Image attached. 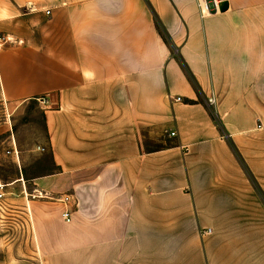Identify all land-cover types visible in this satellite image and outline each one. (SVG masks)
Returning <instances> with one entry per match:
<instances>
[{
    "label": "crops",
    "instance_id": "crops-1",
    "mask_svg": "<svg viewBox=\"0 0 264 264\" xmlns=\"http://www.w3.org/2000/svg\"><path fill=\"white\" fill-rule=\"evenodd\" d=\"M0 36L1 201L41 264H264V0H0Z\"/></svg>",
    "mask_w": 264,
    "mask_h": 264
},
{
    "label": "rangeland",
    "instance_id": "rangeland-1",
    "mask_svg": "<svg viewBox=\"0 0 264 264\" xmlns=\"http://www.w3.org/2000/svg\"><path fill=\"white\" fill-rule=\"evenodd\" d=\"M13 126L18 139L22 164L27 175H37L53 170V162L46 152L37 151L38 145L47 142L44 114L40 101H31L13 112ZM6 152L0 154V177L9 182L19 174L20 168ZM26 175V173H25ZM6 197V195H5ZM10 198L15 197L13 194ZM5 199V198H4ZM3 199V201H4ZM0 201V264H41L33 244L24 239L23 226L14 228V215ZM21 229V230H20Z\"/></svg>",
    "mask_w": 264,
    "mask_h": 264
},
{
    "label": "built area",
    "instance_id": "built-area-1",
    "mask_svg": "<svg viewBox=\"0 0 264 264\" xmlns=\"http://www.w3.org/2000/svg\"><path fill=\"white\" fill-rule=\"evenodd\" d=\"M198 1L200 3V6L202 8L203 13H213V12H218L222 9V5H223L225 0H198ZM50 13H51V11L48 10L47 14H50ZM7 42H12V39H10L9 37L6 38V37L0 36V45H2L3 43H7ZM181 100H182L181 97L176 98V101H181ZM39 101L41 104H43L45 106L50 104L49 99L46 97L40 98ZM211 102H213V101L211 100ZM172 135L175 136L176 132H173ZM11 141H12V145H13V150L8 151V154H15L18 157L19 151L17 149V142H16L15 136L12 137ZM36 149L38 152H41V153H44L47 151L46 147L41 146V145L37 146ZM40 194L43 195V193H40ZM36 196L37 195H34V197H36ZM46 196H49V195H46ZM4 198H5V193L0 192V201L3 200ZM52 198H54V197H52ZM59 200H61L62 202H64L67 205V208H66L65 212L63 213V216L67 222H71L72 213L68 209V205L70 203V197L65 196L63 198H59ZM2 207H3V205L0 208H2Z\"/></svg>",
    "mask_w": 264,
    "mask_h": 264
}]
</instances>
